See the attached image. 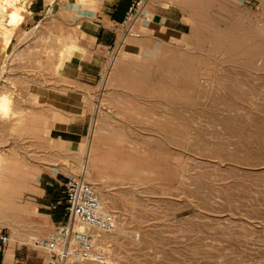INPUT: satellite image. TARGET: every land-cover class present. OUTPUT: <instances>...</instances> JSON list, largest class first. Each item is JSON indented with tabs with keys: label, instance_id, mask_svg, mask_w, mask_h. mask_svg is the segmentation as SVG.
<instances>
[{
	"label": "rangeland",
	"instance_id": "obj_1",
	"mask_svg": "<svg viewBox=\"0 0 264 264\" xmlns=\"http://www.w3.org/2000/svg\"><path fill=\"white\" fill-rule=\"evenodd\" d=\"M26 2L0 0V19ZM62 30L31 29L0 60L6 264H43L30 198L83 163L117 218L106 264H264V0H140L95 73Z\"/></svg>",
	"mask_w": 264,
	"mask_h": 264
},
{
	"label": "crops",
	"instance_id": "obj_2",
	"mask_svg": "<svg viewBox=\"0 0 264 264\" xmlns=\"http://www.w3.org/2000/svg\"><path fill=\"white\" fill-rule=\"evenodd\" d=\"M134 1L84 0L82 5L79 4L81 2H74L71 8L68 7V13H64L62 5L59 9H55L56 0H27L25 8L21 10L22 19L17 25L13 26L10 23L0 25V60L6 59L17 37L27 34L31 29L46 27L55 34H64L66 31L62 29L67 28V34L78 31L82 44L80 48L85 51V58L75 56L74 60L81 64L86 59L89 61L90 72L95 73L102 68L107 50L118 42L119 28L124 23ZM70 60L69 64H72ZM59 80L67 84L69 88L77 83L76 77L67 79L64 77ZM57 97L58 95L55 94V98ZM57 114L68 116L70 112L65 107L62 109L55 107V115ZM53 129H60L56 118ZM55 185H57L56 182ZM64 190L65 183H60L59 186H55V192L52 188H41L36 191L34 197L30 198L29 203L35 205L43 223L42 228L36 231L40 234V238L48 235L53 227L64 219ZM7 246H0V264H6L10 260L9 253H6ZM42 258L45 261V252Z\"/></svg>",
	"mask_w": 264,
	"mask_h": 264
},
{
	"label": "built area",
	"instance_id": "obj_3",
	"mask_svg": "<svg viewBox=\"0 0 264 264\" xmlns=\"http://www.w3.org/2000/svg\"><path fill=\"white\" fill-rule=\"evenodd\" d=\"M139 1H134L124 23ZM64 205V219L48 235L34 240L46 254L44 264H106L107 246L102 240L116 230L115 214L105 209L92 184L81 174L65 182ZM9 242L10 236L0 231V246Z\"/></svg>",
	"mask_w": 264,
	"mask_h": 264
},
{
	"label": "bare ground",
	"instance_id": "obj_4",
	"mask_svg": "<svg viewBox=\"0 0 264 264\" xmlns=\"http://www.w3.org/2000/svg\"><path fill=\"white\" fill-rule=\"evenodd\" d=\"M189 2H190V0H189ZM184 6V5H183ZM188 8V7H187ZM192 8V7H191ZM196 8V7H195ZM191 11V10H190ZM22 12H21V8L19 7V8H13V9H11V10H8V7H7V5H5L3 8H2V10H1V21L2 22H4L5 24H6V21L10 18V19H12V20H18V21H21V19H22ZM10 21V20H9ZM11 22V21H10ZM7 23H8V21H7ZM14 25H16V24H14ZM121 59H122V57H121ZM121 59L119 58L118 60H113L112 62H111V67H116L119 63H120V61H121ZM6 97H7V95H6ZM5 96L4 97H1L0 98V108L1 107H6L7 106V104H8V102H7V99L8 98H6ZM98 134V133H97ZM75 137V136H74ZM64 139V138H63ZM65 142H67V143H70L71 142V137H70V135H66V139H65ZM91 142V141H90ZM76 144V143H75ZM89 146V145H88ZM90 147V146H89ZM87 151H88V149H87ZM86 154H87V152H86ZM85 155V154H84ZM90 155V154H89ZM48 158V157H47ZM87 162V161H86ZM91 170V169H90ZM86 171V164H84L83 163V166H82V169H81V175H83V173ZM92 177V176H91ZM92 179V178H91ZM90 182H92V181H90ZM99 182V181H98ZM95 185V184H94ZM98 185V184H97ZM100 188V187H99Z\"/></svg>",
	"mask_w": 264,
	"mask_h": 264
}]
</instances>
